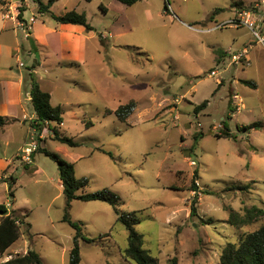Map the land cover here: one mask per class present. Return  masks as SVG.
<instances>
[{
	"label": "rangeland",
	"instance_id": "1",
	"mask_svg": "<svg viewBox=\"0 0 264 264\" xmlns=\"http://www.w3.org/2000/svg\"><path fill=\"white\" fill-rule=\"evenodd\" d=\"M255 1L139 0L127 6L118 0H62L54 6L83 11L94 28L85 32L90 37L79 67L65 66L49 84L52 103L63 110L57 128L77 145L51 137L53 121L41 145L35 114L20 125L19 137L29 124L37 147L56 152L74 164L77 177L88 178L84 193L116 192L117 208L135 211L143 247L159 264H220L228 241L264 223V214L242 227L228 222L231 210H264V44L245 25H224ZM217 24L221 28L206 30ZM259 34L264 37V29ZM244 47L248 59L232 62L230 55ZM130 100L135 107L122 121L114 111ZM204 100L207 105L195 112ZM223 120L231 137H218ZM195 135L200 137L191 148ZM13 144L5 158L13 157L15 181L8 169L2 173L7 183L0 180V202L25 216L19 238L0 262L31 248L44 264H68L74 229L61 220L65 197L57 163L37 148L27 164L20 151L14 158ZM247 183V189L238 188ZM196 197L197 214L191 216ZM69 215L94 239H79L81 264H136L120 253L127 229L110 204L74 199Z\"/></svg>",
	"mask_w": 264,
	"mask_h": 264
},
{
	"label": "trees",
	"instance_id": "2",
	"mask_svg": "<svg viewBox=\"0 0 264 264\" xmlns=\"http://www.w3.org/2000/svg\"><path fill=\"white\" fill-rule=\"evenodd\" d=\"M20 5L18 6L19 19H22V12L25 10L23 0H19ZM38 4V12L50 13L51 17L59 23H72L80 24L85 27L86 30H93V26L87 21L84 12H79L75 9H70L61 14H54L50 11L51 5L57 0H34ZM91 1V0H86ZM119 2L129 6L138 2L139 0H118ZM165 8L166 5H165ZM29 79L31 83L30 88V102L33 111L36 115L34 128L38 134L41 133L43 126L46 122L53 121L56 126L52 128L53 138L61 142L67 143L70 146L77 145L71 137L63 135L59 132L57 126L62 121L63 110L59 105H52L50 102V94L44 91L38 85L35 76L32 72L29 73ZM250 85L254 83L245 81ZM207 105V100L202 101L194 108L195 112L203 109ZM135 107V101L130 100L127 103L120 104L115 109L117 117L125 121L127 117L132 113ZM229 118V117H228ZM7 118L0 116V126L6 123ZM92 125L90 122L86 126ZM259 125L253 123L249 126H245L248 129L252 126ZM222 134L218 137H231L232 134L230 129L223 120ZM201 135V134H200ZM200 135L194 136V144L191 148H194ZM38 151L49 156L57 163L59 171V179L62 184V193L65 197L64 214L61 218L62 221L67 222L73 229V245L69 251L68 264H81L79 239L91 242L94 239L84 235L82 226L79 221H74L69 215V209L71 201L74 199L82 201L99 200L110 204L117 214V220L125 225L127 229V244L121 249V255L126 260H131L136 264H159L158 259L152 256L147 249L143 247V237L135 229V224L139 222V218L135 211L122 212L119 211L117 205L119 203V195L109 188L99 189L93 192L84 193L83 187L87 185L88 178L77 177L75 175L74 164L66 159L62 158L56 152L50 151L44 146H38ZM104 153L112 156V153L102 149ZM27 164H25V167ZM15 181V177H12V182ZM191 190L196 191L197 186L195 180L191 181ZM239 189H247L248 183L245 185L238 186ZM10 194H12L10 192ZM195 199L190 205V215L195 216L197 214V208L195 205ZM244 214H240L235 210H231L228 217V222L235 227H242L243 225L252 223L257 220L259 216L264 214V210L255 206L245 208ZM24 216L14 210H10L4 202H0V254L3 255L5 251L19 238L20 236V225L24 223ZM11 254H8L10 256ZM0 264H44L39 253L34 249H27L23 254L16 253L10 256L7 260L0 262ZM220 264H264V223L258 228L244 234L237 242H227L220 255Z\"/></svg>",
	"mask_w": 264,
	"mask_h": 264
},
{
	"label": "crops",
	"instance_id": "3",
	"mask_svg": "<svg viewBox=\"0 0 264 264\" xmlns=\"http://www.w3.org/2000/svg\"><path fill=\"white\" fill-rule=\"evenodd\" d=\"M60 2L62 0H57L51 5L52 13L61 14L70 9L76 10L72 6H64L63 10H53ZM35 3L36 6L30 9L29 0H23L25 10L22 12V19H19L17 15L20 1L0 0V116L7 118L6 123L0 126V146L4 155L0 156V180L5 183L7 181L2 179L5 176L2 173L6 169L11 181L14 177L10 173L13 157L5 158L8 147L14 143L16 158L28 139L26 135L32 133L28 124L26 134L22 138L19 137L20 125L28 123L24 121L26 117H33L35 114L30 102L29 73H33L42 90L49 92L51 104L60 106L59 103H52L50 81H56L59 78L57 73L65 66L79 67L84 40L90 37L85 32L93 31L86 30L80 24L59 23L50 13L38 12V4ZM99 6L106 11L104 4L101 3ZM19 23H23L24 26H20ZM19 61L23 62V66L18 64ZM40 68L43 72H40ZM49 124L50 122L45 123L39 135L41 145L46 136L44 131ZM50 136L53 137V133ZM59 186L62 189L60 179ZM5 204L8 208L11 207L9 202ZM8 257L10 256L7 255L5 260Z\"/></svg>",
	"mask_w": 264,
	"mask_h": 264
},
{
	"label": "built area",
	"instance_id": "4",
	"mask_svg": "<svg viewBox=\"0 0 264 264\" xmlns=\"http://www.w3.org/2000/svg\"><path fill=\"white\" fill-rule=\"evenodd\" d=\"M32 21V20H31ZM20 26H24L23 23H19ZM229 25H235V26H241L245 25L248 28L251 29L253 34L257 37L258 41L264 44V37L259 34L260 31L264 29V0H257L254 2L253 5L247 7V8H238L237 16L233 19H229L227 22L224 23ZM221 28L220 24H217L213 27H209L206 30L210 31L213 29ZM26 37V34H25ZM248 59L247 58V48L244 47L243 50H241L238 53H233L230 55V60L235 63H240L241 60ZM18 64L20 66L23 65L22 61H19ZM215 73L214 70L210 72L211 75ZM34 131H32L31 134H29L28 140L26 143L22 146L20 149V153L18 156L20 157V160H22L25 163H31V157L33 156V153L37 149V142L34 138ZM194 164V162H192Z\"/></svg>",
	"mask_w": 264,
	"mask_h": 264
}]
</instances>
